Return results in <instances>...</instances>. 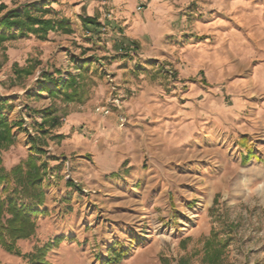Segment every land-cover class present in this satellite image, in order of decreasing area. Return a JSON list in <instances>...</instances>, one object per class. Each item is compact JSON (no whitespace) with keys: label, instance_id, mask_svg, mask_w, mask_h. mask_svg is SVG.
I'll list each match as a JSON object with an SVG mask.
<instances>
[{"label":"rangeland","instance_id":"rangeland-1","mask_svg":"<svg viewBox=\"0 0 264 264\" xmlns=\"http://www.w3.org/2000/svg\"><path fill=\"white\" fill-rule=\"evenodd\" d=\"M33 1L36 0H0V4L13 7ZM165 1L176 7L180 20H186V27L176 31H183L187 48L200 50L198 42L209 38L206 47L211 51L216 45L213 37L232 28L236 34L248 33L260 39L247 40L253 53L258 55L250 61L251 66L244 67L245 61L237 59L229 61L234 72L231 80L240 75L249 78L254 67L264 64V23L256 24L248 17L258 8L261 18L264 17V0ZM48 2L58 8L62 6L74 20L71 31L0 42V98L5 103L3 113L16 135L15 142L0 151L2 167L9 172L31 154L30 138H41L40 112L51 105L57 108L61 119L60 127L53 134L63 135L62 139L47 135L43 146L46 153L40 157L48 165L43 182L47 192V203L43 206L46 213L38 218L33 237L17 241L20 255L0 246V264H30L24 255L59 235L64 240L50 247L45 257L47 262L96 263L97 249L102 247V232L107 230L112 234L109 228L113 220L119 214L121 218H130V213L135 211L134 206L126 207L125 202L120 210L121 205L106 202L102 196V164L117 167L118 160H126L125 155L102 159V141L113 137L119 141L120 150H125L121 146L130 141L127 146L131 145V150L139 156L149 181L148 197L152 194L158 200L155 203L148 200L138 209L139 217L133 218V226L138 228L136 241L151 243L158 250L152 264H165L163 260L176 264L179 258H184L186 264H208L205 261L208 240L213 248L220 250L222 264H264V158H260L261 163L258 158L241 162L237 151L204 147L194 137L180 147L179 142L164 139L163 132L157 129L152 134L147 126L152 117L164 114L162 102L170 97L166 86L178 82V71L188 65L179 55L175 62L150 56L168 47L170 53L174 49L178 51L179 44L167 47L162 40L152 43L143 36V45L122 43L120 55L127 60L116 64L114 58H105L103 47L113 53L112 44L106 45L105 40L114 35L118 37L120 30L108 31L104 24L106 29L100 28L102 39H95L98 42L94 46L83 41L91 34L77 18L76 11L82 13L81 9L64 0H44L45 4ZM101 7L105 16L109 14L106 18L113 15L108 1ZM128 31L127 27L125 32ZM235 48L241 54L247 43L236 44ZM85 63L90 66L81 70ZM187 67L191 69L190 63ZM15 68H27L31 72L19 75L14 72ZM57 68L64 71L56 78L66 79L69 73L81 74L86 86L83 102L65 103L49 93L35 96L39 81L45 78L41 76L42 71ZM202 72L197 71L181 81L198 79L203 83ZM181 86L184 89L186 85ZM245 86L240 91L234 90V98L245 103L240 114L264 120V86L256 82ZM225 97L224 101L230 104L231 98ZM74 120L77 121L74 123ZM108 120H114L115 125H107ZM135 121L141 124H133ZM121 165L116 172L126 174ZM135 187L142 193L146 186Z\"/></svg>","mask_w":264,"mask_h":264},{"label":"crops","instance_id":"crops-1","mask_svg":"<svg viewBox=\"0 0 264 264\" xmlns=\"http://www.w3.org/2000/svg\"><path fill=\"white\" fill-rule=\"evenodd\" d=\"M11 1L17 2L18 0ZM64 1L68 4L70 3L72 7L83 11L81 13L75 10L77 18L84 14L99 23V25L83 23L81 20L82 28L91 34V36L85 37L86 40L83 41L97 46L96 43L98 41L95 39H102V34H99V30L104 24H106L108 31L120 30L118 37L114 35L112 38L105 40L106 45L108 42L112 44L113 49H115L114 52L112 53V50L103 47L107 55L105 58H114L113 60L116 64L125 63L124 61L127 60L120 55L122 52L121 45L124 43L143 45L145 43V40H141L143 36L150 39L147 41L152 43L155 40L156 42L162 40L167 47L168 45L174 46L175 43L179 44L178 51L174 49L170 53V48L168 47L166 50H159L160 52L155 54L156 56L154 54L149 55L155 59L163 58L173 62L177 59V55L183 56L184 61L188 65L190 63L191 66V69L187 65L184 70L178 71V82L174 83L173 86L170 84L166 86L170 92V97L162 102L164 114L161 117L156 116L148 120L147 126H149L152 134L155 135L157 129V131L163 132L165 135L164 139L179 142L180 147L185 145L184 142L188 139L190 140L194 137L195 141L199 143L200 140L204 147L233 149L238 152L241 162L242 159L255 160L256 158L260 162V158H264V120L258 117L242 116L240 113L245 108V103L238 98H234V90L240 91L246 87L245 85L248 86L256 82V84L259 83L264 86V64L254 67L252 72H249V78L240 75V77L231 80L234 72L230 70L231 63H229V61L232 62L237 59L245 61L242 66L248 67L250 61L256 59L255 57L258 55L253 53L247 40L260 39H255L248 33L244 35L236 34L232 28V30L226 31L224 34L213 37V42L216 45L211 51L206 47V44L209 43V38L201 39L205 41L198 42L197 45L201 47L199 46L200 50L196 51L186 47L183 31H178V33L176 31L186 27V20H180L176 7L165 0H107L113 8V15L109 18H106L99 0ZM29 3L13 7H8L4 3L6 8L0 11V20L7 12L22 11L24 6ZM32 3L33 5L29 6L31 11L35 15L41 16L39 12L34 11V8H43L46 13L42 18L51 20L52 25H54V28L48 31L46 37H49L50 33L62 31L57 27L59 22H63L66 30L73 29L74 20L64 11L62 6L58 8V6L55 7L49 2L45 4L44 0H36ZM252 12L250 16L248 15L249 20H254L256 24L264 23V17L261 18L259 8ZM127 27L130 31L125 32ZM161 32L163 33L162 36H160ZM0 33L8 37L7 41H13L17 37L22 36L28 37L29 35L42 38V33L39 31L21 34L17 26H0ZM240 43L242 45L247 43V48L243 53L237 54L235 46ZM180 44H182V47ZM89 66L90 64L85 63L80 68L81 70L82 68L86 70ZM201 70L203 71V83L199 82L198 79H191L189 82L183 80L184 83L181 81L183 77L195 75L197 71ZM248 70L251 71V69ZM61 71H64V69L59 70L57 68L53 71H42L41 76L45 78H43L44 80L41 78L39 81V90L35 96H40L44 93L48 96V88H55L51 78L58 77ZM182 84L186 85L183 86L185 87L184 89H182ZM225 96L231 98L230 104L224 101ZM89 102L93 104V100ZM148 109L153 110L150 107ZM76 121L74 120V123ZM106 124L113 127L115 122L114 120H108ZM133 124L140 125L141 122L135 121ZM118 144L119 141L115 137L102 141V159L107 157L119 158L124 157V155L126 158V160H118L117 164H119L117 167L111 166L108 168V166L102 164V179L100 180L104 190L102 196L106 202H113V204L128 203L126 207L134 206L135 211L130 213V218H121L119 214V217L113 220L114 223H111V228H109L113 230L112 234L109 235L107 230L102 232V247L97 249L95 264L103 262L110 255L112 249H122L126 252L119 264H152L151 262H155V258H157L158 250L151 243L136 241L138 228H134L133 223L135 221H133V218L139 217L138 209L146 204L148 200L154 203L158 200L156 197H152V194L148 197L149 181L146 180L144 169L141 168L139 156L131 150V145L128 147V144H123L121 147L125 150H120V147L117 146ZM120 164H122V168L126 169V174L116 172ZM115 173L118 175L117 178ZM137 184L146 186L142 193L135 189ZM122 205L119 207L120 210L123 208ZM105 228L107 229L108 227Z\"/></svg>","mask_w":264,"mask_h":264},{"label":"trees","instance_id":"trees-1","mask_svg":"<svg viewBox=\"0 0 264 264\" xmlns=\"http://www.w3.org/2000/svg\"><path fill=\"white\" fill-rule=\"evenodd\" d=\"M33 3L24 6L22 11H9L1 18L0 26H17L21 34L42 33V38L48 31L54 28L51 20L44 19L42 16L46 13L43 8H34L41 16L35 15L31 11ZM6 8L4 3L0 4V11ZM83 23L99 25L97 20L89 18L84 14L80 15ZM62 31H71L64 28L63 22H59L57 26ZM101 31L99 30V34ZM8 37L0 33V42L5 41ZM16 74L28 75L30 70L27 68H15ZM54 89L48 88V93L54 98H61L65 103L78 102L81 103L85 99L86 86L83 82L81 74L69 73L66 79L51 78ZM5 103L0 98V151L6 150L16 140L13 133V125L6 119L3 110ZM42 113V121L39 123L41 138L32 137L31 154L26 160L19 162L6 172L2 167V159L0 154V246L7 252L20 255L17 247V241L29 239L33 237L37 229V220L41 215L46 213L43 209L45 203V187L44 179L47 177V162L41 160V156L46 153L43 148L46 142V136L62 139V134H53V131L60 127L61 119L57 114V108L51 105L45 108ZM40 141V145L38 142ZM64 240V236H56L52 242H48L43 247H36L34 252L24 255L30 259V264H51L45 260L47 251L51 246L59 244ZM124 250L112 249L100 264H119L123 256ZM206 262L208 264H222L220 260V250L213 248L211 241L205 244ZM165 264H170L168 260H163ZM176 264H186L184 258H179Z\"/></svg>","mask_w":264,"mask_h":264},{"label":"built area","instance_id":"built-area-1","mask_svg":"<svg viewBox=\"0 0 264 264\" xmlns=\"http://www.w3.org/2000/svg\"><path fill=\"white\" fill-rule=\"evenodd\" d=\"M99 1H100L101 6H104L107 3V0H99ZM106 16L108 17L109 14H107ZM101 29L102 31H104L106 28L104 25H102Z\"/></svg>","mask_w":264,"mask_h":264},{"label":"bare ground","instance_id":"bare-ground-1","mask_svg":"<svg viewBox=\"0 0 264 264\" xmlns=\"http://www.w3.org/2000/svg\"><path fill=\"white\" fill-rule=\"evenodd\" d=\"M191 216V215H190Z\"/></svg>","mask_w":264,"mask_h":264}]
</instances>
